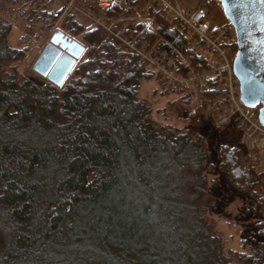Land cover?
I'll return each mask as SVG.
<instances>
[{"label": "trees", "instance_id": "obj_1", "mask_svg": "<svg viewBox=\"0 0 264 264\" xmlns=\"http://www.w3.org/2000/svg\"><path fill=\"white\" fill-rule=\"evenodd\" d=\"M142 4L124 0L100 16L134 38L163 36L196 69L207 68L208 54L189 34L160 11L140 13ZM63 25L56 29L64 34ZM90 25L81 39L89 56L59 87L6 70L24 52L9 45L11 24L0 16V264H264V240L249 253L227 255L207 218L234 192L260 216L254 229H264V149L244 164L240 141L222 142L214 158L195 127L167 121L163 108L153 116L140 94L147 81L156 85L154 99L175 96L183 119L210 118L190 116L191 94L171 90ZM209 169L224 177L217 200Z\"/></svg>", "mask_w": 264, "mask_h": 264}, {"label": "built area", "instance_id": "obj_2", "mask_svg": "<svg viewBox=\"0 0 264 264\" xmlns=\"http://www.w3.org/2000/svg\"><path fill=\"white\" fill-rule=\"evenodd\" d=\"M123 1L68 0L67 11L89 18L111 42L130 50L147 70L166 79L171 90L191 94L190 116L201 113L220 127L236 124L242 132L247 164L256 162L255 148L264 149V126L257 119V108L245 106L239 100V85L232 69L236 44L233 28L229 25L213 26L209 19L210 8L206 4L187 12L179 6L178 0H143L140 13L160 11L177 29L189 34L197 49L206 51L207 68L198 70L187 55L165 37L134 38L119 21L99 16Z\"/></svg>", "mask_w": 264, "mask_h": 264}, {"label": "rangeland", "instance_id": "obj_3", "mask_svg": "<svg viewBox=\"0 0 264 264\" xmlns=\"http://www.w3.org/2000/svg\"><path fill=\"white\" fill-rule=\"evenodd\" d=\"M178 3L179 6L187 12L195 9L199 5H209V19L212 25L223 26L227 24V19L224 16L223 9L218 0H178ZM67 5L68 0H28L27 3L23 0H0V16L9 20L11 24L10 31L7 35L8 43L12 47L22 49L24 52L23 56L7 66L6 70H11L10 66H12L14 70H16L19 78L28 77L41 85L48 82L45 77L36 73L32 66L45 45L50 41L53 29L57 30V27L64 24V27H68L67 32H64V34L66 33V35L70 36L75 33V38L81 40L83 39V26H91V20L89 18L78 12L74 13L71 10L67 11ZM69 13L74 14V16L72 15L73 17H71ZM67 17H71L73 20L75 18V23L68 20ZM73 29L75 30L74 33L69 31ZM81 42L85 46V51L80 58H78L76 64L89 56V44L82 40L80 43ZM234 52H236V50ZM70 73L62 87L70 80L72 72ZM155 86L154 82L147 81L143 83L140 90L141 95L149 98V102L152 104L153 108V116L159 117L158 113H156L157 108H163L162 110L166 115L165 119L167 121L176 123V125L187 123L195 127L206 137L207 147L212 152L214 158L222 142L237 144V142L240 141L242 146H244L242 132L236 124L230 123L219 128L216 126L215 121L210 118L203 119V124L200 122L197 124L194 119H183V113L178 112L180 111L178 107L179 104L174 101L176 100L174 95H170L167 98L159 97L154 99L152 93ZM243 150H245V147ZM243 153L244 152H242V154ZM245 159V156L244 158L242 157V160L245 161L244 164H247ZM257 160L256 158V161ZM263 166L264 162L262 161L258 168L262 169ZM261 169H256V173H259ZM207 175L208 187L214 191L213 196L217 200L219 197L217 195L219 186L222 185L224 177L221 172H215L211 169H209ZM261 182L262 184L258 187V192L264 193V174L261 178ZM245 209L247 210L245 211ZM256 212L253 205L234 192H232L230 198L226 201L225 207L220 208L219 205H215L214 208L210 209L207 218L213 223L215 231L219 234L222 247L227 255H230L232 252L249 253L250 249L255 248L257 243L264 240V233H262V230H264L263 227L259 226V228L254 229L256 223L261 222L259 221L260 216L258 217ZM262 220H264V215ZM252 224H254L255 227H253L254 225L252 226Z\"/></svg>", "mask_w": 264, "mask_h": 264}, {"label": "water", "instance_id": "obj_4", "mask_svg": "<svg viewBox=\"0 0 264 264\" xmlns=\"http://www.w3.org/2000/svg\"><path fill=\"white\" fill-rule=\"evenodd\" d=\"M234 30L236 52L232 61L239 100L257 108L264 126V3L261 0H218ZM84 47L61 31H55L34 62L33 70L61 86L82 55Z\"/></svg>", "mask_w": 264, "mask_h": 264}, {"label": "snow or ice", "instance_id": "obj_5", "mask_svg": "<svg viewBox=\"0 0 264 264\" xmlns=\"http://www.w3.org/2000/svg\"><path fill=\"white\" fill-rule=\"evenodd\" d=\"M261 3H264V0H261ZM262 20H264V16L261 17ZM264 30V29H262ZM261 43H264V41H262Z\"/></svg>", "mask_w": 264, "mask_h": 264}]
</instances>
